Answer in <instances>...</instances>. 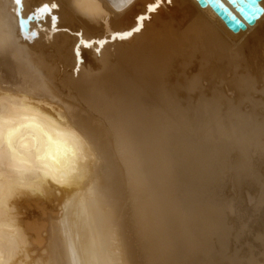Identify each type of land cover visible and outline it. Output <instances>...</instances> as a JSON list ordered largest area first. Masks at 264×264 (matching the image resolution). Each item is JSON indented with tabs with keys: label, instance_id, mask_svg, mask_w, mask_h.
<instances>
[{
	"label": "bare ground",
	"instance_id": "bare-ground-1",
	"mask_svg": "<svg viewBox=\"0 0 264 264\" xmlns=\"http://www.w3.org/2000/svg\"><path fill=\"white\" fill-rule=\"evenodd\" d=\"M217 1L246 29L197 0H0V264H264V0L254 24Z\"/></svg>",
	"mask_w": 264,
	"mask_h": 264
},
{
	"label": "water",
	"instance_id": "water-1",
	"mask_svg": "<svg viewBox=\"0 0 264 264\" xmlns=\"http://www.w3.org/2000/svg\"><path fill=\"white\" fill-rule=\"evenodd\" d=\"M18 4V8L21 6V0H15ZM201 7H206L210 4L214 11L224 20L226 25L232 29L234 32H238L241 29H246L247 25L244 21L240 20L237 16L231 13L228 7L222 6L217 0H197ZM261 0H247L245 4H238L232 1V4L236 7V10L239 11L240 15L247 21L248 23L254 24L256 21V16L253 14L255 11H262L258 6ZM244 8V11H240V7ZM20 23L24 30H27L28 24L20 17Z\"/></svg>",
	"mask_w": 264,
	"mask_h": 264
},
{
	"label": "rangeland",
	"instance_id": "rangeland-1",
	"mask_svg": "<svg viewBox=\"0 0 264 264\" xmlns=\"http://www.w3.org/2000/svg\"><path fill=\"white\" fill-rule=\"evenodd\" d=\"M260 64H262V62H261ZM255 65H256V64H255ZM257 66H258V65L254 66V68L257 67ZM258 71L260 72V70H258ZM259 77H260V76H259ZM224 78H225V77H224ZM224 78H222V80L219 81V84H220V87H221V88H223V86H225V84H226ZM258 79H259V78H258ZM259 82H261V81H259ZM259 82H258V86H259ZM223 83H224V84H223ZM219 84H218V85H219ZM261 84H262V82H261ZM261 84H260V86H261ZM221 85H223V86H221ZM227 86H228V85L226 84V86H225L223 89H224V90H227L228 88L225 89ZM260 86H259V87H260ZM258 89H259V88H258ZM229 93H230V92H229ZM257 93H258V92H257ZM261 162H262V163H261ZM259 163H260V164L258 165V167L261 166V165H263V167H264V158H263V160L261 159V160L259 161ZM261 167H262V166H261ZM261 167H260V168H261ZM263 167L261 168L262 171L264 170ZM260 168H259L258 170H261ZM259 173H260V175H262V174L264 175V173L261 172V171H259ZM263 175H262V176H263ZM228 184H230V189H229ZM228 184L226 185L227 187L225 186L224 191L227 190V192H225L226 195H228L229 192H230L229 196L232 197V196L234 195V191H233V189H231V183H228ZM246 185H247L246 188H248V190H249L250 188H251V190H252V189L254 190V188H256L255 186L252 187L251 184H250V185H248V184H245V185H244V184H243V186L239 189L238 197H239V199H240V202H241L242 208H243L244 210L246 209V207H243V206H247V205L250 204L249 201H247V200H248V199H247V198H248V195H247V191H248V190H246V188H245ZM249 186H250V187H249ZM226 188H227V189H226ZM242 188H245V189H242ZM228 190H229V192H228ZM230 190L232 191L233 194L231 193ZM243 192H244V193H243ZM245 192H246V194H245ZM227 193H228V194H227ZM241 193H243L242 196H241ZM246 195H247V197H246ZM244 196H245V197H244ZM242 198H246V199H243V200H242ZM244 200H246L247 202L244 201ZM244 202H245V203H244ZM242 203H243V204H242ZM249 206H250V205H249ZM249 206H247V209H246L247 211L245 210V211L247 212V213H245V214H246V217H245V218L247 219L246 222H248V223L251 222V224H253V223L256 221L257 223H254L255 226L259 225V223L262 224V221H263L262 219L264 218V216L261 214L262 212H261V211L248 210ZM248 211H250V212H248ZM252 212H253V213H252ZM256 213H258V214H256ZM259 213H260V215L262 216V219L260 218L261 216L259 215ZM257 215H259V216H257ZM247 216H249V217H247ZM254 216H255V217H254ZM256 216H257V217H256ZM258 217L260 218V221H258V220H259ZM248 218H249L250 220H249ZM255 218H256V220H255ZM258 222H259V223H258ZM254 224H253V225H254ZM262 225H263V224H262ZM262 225H261V226H262Z\"/></svg>",
	"mask_w": 264,
	"mask_h": 264
},
{
	"label": "snow or ice",
	"instance_id": "snow-or-ice-1",
	"mask_svg": "<svg viewBox=\"0 0 264 264\" xmlns=\"http://www.w3.org/2000/svg\"><path fill=\"white\" fill-rule=\"evenodd\" d=\"M233 2L242 5V4L247 3V0H233ZM54 6H55V5H54ZM43 10H44V11H47V8H45V9H43ZM149 10H152V9L149 8ZM239 10L243 12V11H244V8L241 6Z\"/></svg>",
	"mask_w": 264,
	"mask_h": 264
}]
</instances>
